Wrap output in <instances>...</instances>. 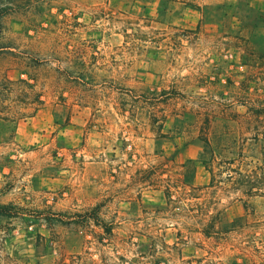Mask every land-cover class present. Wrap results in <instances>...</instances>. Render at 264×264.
Segmentation results:
<instances>
[{"label": "rangeland", "instance_id": "1", "mask_svg": "<svg viewBox=\"0 0 264 264\" xmlns=\"http://www.w3.org/2000/svg\"><path fill=\"white\" fill-rule=\"evenodd\" d=\"M0 264H264V0H0Z\"/></svg>", "mask_w": 264, "mask_h": 264}, {"label": "trees", "instance_id": "2", "mask_svg": "<svg viewBox=\"0 0 264 264\" xmlns=\"http://www.w3.org/2000/svg\"><path fill=\"white\" fill-rule=\"evenodd\" d=\"M8 211H6L5 205H0V215H8Z\"/></svg>", "mask_w": 264, "mask_h": 264}]
</instances>
